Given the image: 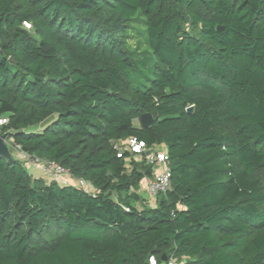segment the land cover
Wrapping results in <instances>:
<instances>
[{
  "label": "trees",
  "instance_id": "obj_1",
  "mask_svg": "<svg viewBox=\"0 0 264 264\" xmlns=\"http://www.w3.org/2000/svg\"><path fill=\"white\" fill-rule=\"evenodd\" d=\"M3 117L96 191L0 156V264H264V0H0Z\"/></svg>",
  "mask_w": 264,
  "mask_h": 264
},
{
  "label": "built area",
  "instance_id": "obj_2",
  "mask_svg": "<svg viewBox=\"0 0 264 264\" xmlns=\"http://www.w3.org/2000/svg\"><path fill=\"white\" fill-rule=\"evenodd\" d=\"M7 121V118H0V124ZM115 147L128 150L131 153L140 155L146 152L145 159L147 163L154 164L153 174L143 180L144 188L148 196L154 198L160 193H164L170 184L171 169L168 162L167 152L164 145H154L151 149H147L146 144L137 140L135 137L128 138L125 141L115 143ZM17 151V159H19L26 167L36 168L38 175L47 180L54 179L58 182H70L85 191L95 193L96 189L87 180L74 177L69 169L63 167L55 161L41 158L34 154H28L23 151L20 145H15ZM120 154H117L119 156ZM127 210V208H125ZM147 264H158L153 256H150ZM167 264H178L174 257H170Z\"/></svg>",
  "mask_w": 264,
  "mask_h": 264
},
{
  "label": "water",
  "instance_id": "obj_3",
  "mask_svg": "<svg viewBox=\"0 0 264 264\" xmlns=\"http://www.w3.org/2000/svg\"><path fill=\"white\" fill-rule=\"evenodd\" d=\"M192 107H188L187 111H190ZM154 116L151 113H144L141 116V124L143 127H147L153 123ZM0 156H4L9 160L14 159L8 145L5 142V134H0ZM165 256H163L162 260L165 261Z\"/></svg>",
  "mask_w": 264,
  "mask_h": 264
},
{
  "label": "rangeland",
  "instance_id": "obj_4",
  "mask_svg": "<svg viewBox=\"0 0 264 264\" xmlns=\"http://www.w3.org/2000/svg\"><path fill=\"white\" fill-rule=\"evenodd\" d=\"M135 124L138 125V121L137 120H135ZM11 154H12L13 157H17L18 154H17V151L15 150V148L12 150ZM27 170H28L29 173H31V167H27ZM135 192H136L137 196L139 197L138 201L136 203L138 206L154 205V198L148 196V194L145 191L143 182L135 190Z\"/></svg>",
  "mask_w": 264,
  "mask_h": 264
},
{
  "label": "crops",
  "instance_id": "obj_5",
  "mask_svg": "<svg viewBox=\"0 0 264 264\" xmlns=\"http://www.w3.org/2000/svg\"><path fill=\"white\" fill-rule=\"evenodd\" d=\"M31 174L38 175L37 169L31 167Z\"/></svg>",
  "mask_w": 264,
  "mask_h": 264
}]
</instances>
